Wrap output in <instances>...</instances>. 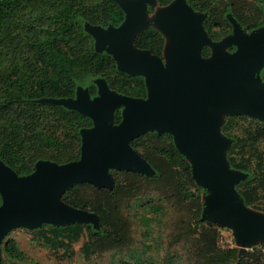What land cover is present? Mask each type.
<instances>
[{
	"label": "trees",
	"instance_id": "trees-1",
	"mask_svg": "<svg viewBox=\"0 0 264 264\" xmlns=\"http://www.w3.org/2000/svg\"><path fill=\"white\" fill-rule=\"evenodd\" d=\"M173 1L157 0L160 6ZM187 3L206 13L204 28L214 41L215 27L229 34V14L246 31L264 26V0ZM125 18L115 0H0V159L19 176L35 172L39 161H78L81 132L94 125L91 117L47 99L75 98L79 87L95 98L99 78L118 94L147 98L145 77L121 71L112 54L97 50L86 29L87 24L118 27ZM134 44L163 57L165 36L148 27ZM210 52L203 47L204 57ZM260 76L264 82V66ZM122 120L120 107L114 123ZM221 131L232 141L226 151L230 168L246 174L235 189L247 207L264 212V121L228 115ZM131 146L153 174L111 169L113 188L77 183L61 196L66 204L97 214L98 225L44 223L34 232L53 248L66 250L85 238V259L95 257L100 264H264L258 249L242 255L237 247L220 245V229L203 219L206 190L197 184L172 134L148 131ZM3 246L1 264H8L17 249L10 242Z\"/></svg>",
	"mask_w": 264,
	"mask_h": 264
},
{
	"label": "water",
	"instance_id": "water-1",
	"mask_svg": "<svg viewBox=\"0 0 264 264\" xmlns=\"http://www.w3.org/2000/svg\"><path fill=\"white\" fill-rule=\"evenodd\" d=\"M115 1L126 12L120 26L87 24L86 29L94 36L97 50L112 54L121 71L149 75V98L139 100L118 94L99 78L95 98L79 87L75 98L47 99L91 117L94 125L81 132L78 161L62 165L39 161L35 172L19 176L0 159V244L6 231L19 222L36 227L43 220L69 225L88 219L85 223L98 225L97 214L66 204L62 194L74 184L85 182L113 188L111 169L153 174L151 165L131 146L132 140L148 131L174 136L178 149L192 164L197 184L209 190L205 215L234 227L244 246L257 240L255 244L264 242V215L247 207L235 189L240 180L234 182L233 171L237 170L230 168L226 157L230 145L226 148L221 135L225 119L220 124L208 110L213 107L230 115L251 113L264 121V82L260 76L264 44L239 33L233 37V53L215 52L213 58L204 59L201 51L208 35L204 28L206 13L203 20L187 0H175L154 19L157 29L171 38L166 47V67L162 57L130 49L136 36L148 28L147 2L151 0ZM120 107H124L123 120L116 125L114 112ZM214 210L220 217H214ZM245 252L240 250V254Z\"/></svg>",
	"mask_w": 264,
	"mask_h": 264
},
{
	"label": "rangeland",
	"instance_id": "rangeland-1",
	"mask_svg": "<svg viewBox=\"0 0 264 264\" xmlns=\"http://www.w3.org/2000/svg\"><path fill=\"white\" fill-rule=\"evenodd\" d=\"M148 5L156 4L155 0H151V2H147ZM157 11H162L160 7L156 4L153 11H149V14L147 18L156 13ZM200 15H202V19L205 18V13L200 12ZM229 21L231 23V27L227 28L226 31H230L227 35H221V30L219 28H213V31L215 35L217 36V40L213 41L210 36L207 35V39L204 43V45L211 47V55L210 58H213L214 53H224V54H231L233 53L232 47L236 46L233 43V37H236L239 33L244 34L248 37H253L259 44H264V26L254 30V31H246L241 24L231 15H228ZM149 21V20H148ZM167 56L163 59L164 63H167ZM208 110L216 117V119H219V123L222 124L225 117L230 115L231 112H228L226 110H217L213 107H209ZM234 113L235 111L232 110ZM235 113H244V112H235ZM251 118H255L256 116L254 114H246ZM222 135V138L226 142V148L229 147L231 143V139L227 138ZM261 149L264 150V142L261 143ZM235 180L234 182H237L241 180L245 175L238 171H233ZM205 193L203 194V200H204V217L206 219V223L209 225L216 226L220 229V245L225 248L230 247H237L239 250L244 251H251V248L259 247L262 245V242H252L250 246L243 245L240 241V239L237 237L236 229L232 226L225 225V224H219L217 222H214L209 215H205V208H206V199L209 195V190L205 189ZM251 210H254L255 212H259V214L264 215L263 211H258L253 208ZM89 221L88 219H85V222ZM44 222H52L55 224L61 223L60 221H49V220H43L39 222L37 226ZM93 223V222H92ZM94 224V223H93ZM36 226V227H37ZM35 226H28L24 224V222H19L12 226L10 229L6 231L4 234V237L2 239V242L0 244V251L3 250V245L10 242L12 245L16 247V256H8L7 259L8 264H100L99 259L93 257L91 260H87L84 257V254L81 250L82 244L85 240V238H82L79 242L74 243L71 249L66 250L65 247L60 248H53L49 244L45 243L41 237L37 235L34 230L36 229ZM246 252L242 255H245ZM1 255V253H0ZM5 255V254H4Z\"/></svg>",
	"mask_w": 264,
	"mask_h": 264
},
{
	"label": "crops",
	"instance_id": "crops-1",
	"mask_svg": "<svg viewBox=\"0 0 264 264\" xmlns=\"http://www.w3.org/2000/svg\"><path fill=\"white\" fill-rule=\"evenodd\" d=\"M159 7H160V9H163L164 7H166V6H160L158 3H156ZM156 4H154V5H148V14H149V11H151L150 10V7H152L153 8V10H154V7L156 6ZM170 5V4H169ZM168 6V5H167ZM152 10V11H153ZM159 11H157L156 13H154V14H152L150 17H149V22H148V24H147V26L146 27H155V28H157L156 26V21L154 20L155 19V17H156V15H157V13H158ZM207 32V31H206ZM208 34V33H207ZM163 35L165 36V48H164V55H163V57H162V60L165 58V56H166V53H167V46L171 43V38L167 35V34H165L164 32H163ZM209 36V35H208ZM214 41V40H213ZM134 45V47L133 46H131V50H138V51H146L147 49H140V48H137L136 46H135V44H133ZM205 46H207V45H205ZM210 49H211V47L210 46H208ZM136 48V49H135ZM236 50V49H235ZM234 50V51H235ZM147 51H149V50H147ZM202 51H203V49H202ZM202 51H201V54H202ZM233 51V52H234ZM153 54V53H152ZM210 55H211V52H210ZM210 55L209 56H207V57H204L203 55H202V57L204 58V59H209L210 58ZM160 57V56H159ZM163 64L166 66V67H168V61H167V63H164V61H163ZM144 77H145V81H146V79L149 77V75L148 74H145V75H143ZM146 85H147V82H146ZM147 90H148V96H147V98H134V99H139V100H141V99H143V100H148V98H149V91H150V87H148L147 86ZM130 97V96H129ZM131 98H133V97H131ZM123 109H124V107H122ZM262 242V241H261Z\"/></svg>",
	"mask_w": 264,
	"mask_h": 264
},
{
	"label": "built area",
	"instance_id": "built-area-1",
	"mask_svg": "<svg viewBox=\"0 0 264 264\" xmlns=\"http://www.w3.org/2000/svg\"><path fill=\"white\" fill-rule=\"evenodd\" d=\"M254 249H258V250H260L261 252H263L264 253V245H261V246H257V247H255V248H251L250 250H254Z\"/></svg>",
	"mask_w": 264,
	"mask_h": 264
},
{
	"label": "bare ground",
	"instance_id": "bare-ground-1",
	"mask_svg": "<svg viewBox=\"0 0 264 264\" xmlns=\"http://www.w3.org/2000/svg\"><path fill=\"white\" fill-rule=\"evenodd\" d=\"M207 187H210V185L208 184ZM212 214L214 215V217H220L219 212L216 210H214Z\"/></svg>",
	"mask_w": 264,
	"mask_h": 264
}]
</instances>
